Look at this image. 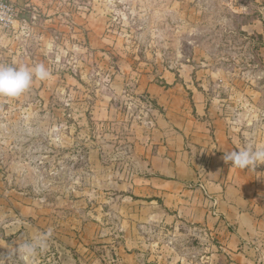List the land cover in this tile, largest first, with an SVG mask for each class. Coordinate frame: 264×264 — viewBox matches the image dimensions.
Returning a JSON list of instances; mask_svg holds the SVG:
<instances>
[{
  "label": "rangeland",
  "instance_id": "1",
  "mask_svg": "<svg viewBox=\"0 0 264 264\" xmlns=\"http://www.w3.org/2000/svg\"><path fill=\"white\" fill-rule=\"evenodd\" d=\"M56 1L66 26L72 27V14L88 13L91 25L103 22L104 35L118 41L126 58L182 72L216 100L240 150L264 146V0ZM22 19L37 28L44 22L29 12ZM66 30L46 29L47 41L38 44H45L48 71L72 78L34 80L22 96H0V207L18 211L17 198L25 196L51 218L39 227L32 220L6 227L0 218V264H205L214 240L191 225L129 222L121 195L109 190L116 176L98 174L89 163V146L101 149L106 164L129 149L127 140L119 143L108 132L111 125L93 130L88 144L89 134L79 128L110 83L107 67L118 59L103 66L78 42L80 32ZM114 103L122 111L140 108L129 98ZM257 167L264 171V164ZM123 227L133 229L128 238ZM26 243L36 245L31 257L20 251Z\"/></svg>",
  "mask_w": 264,
  "mask_h": 264
},
{
  "label": "crops",
  "instance_id": "2",
  "mask_svg": "<svg viewBox=\"0 0 264 264\" xmlns=\"http://www.w3.org/2000/svg\"><path fill=\"white\" fill-rule=\"evenodd\" d=\"M12 1L20 12L14 30L0 41V66L31 68L43 64L45 44L38 41H47L41 33L51 27L80 32L78 42L83 40L96 57L100 56L103 66L106 59H118L107 67L110 83L92 111H86L79 128L89 134L84 137L87 144L93 130L110 125L115 128H107L108 132L112 129L119 143L128 141V151L114 154L110 165L95 146H89L88 161L98 174L116 176L109 190L121 195L122 208L127 216L131 213L129 222L195 226L214 240L205 264H264V171L259 167L240 169L224 160L225 154L240 149L232 124L222 115L216 100L190 85L180 71L157 70L126 58L118 51V41L104 35L103 22L91 25L88 13L72 14L69 27L61 21L63 11L57 12L56 0ZM27 12L33 18H43L39 25L45 30L26 23L22 17ZM32 33L40 38L26 39ZM49 73L51 78H72L67 73ZM35 89L42 91L41 85ZM125 98L139 103L140 108L122 111L114 102ZM17 201L18 211L0 207L6 227L17 221L26 225L32 220L38 227L51 222L30 199L24 196ZM117 211L122 217H117L120 223L128 221L123 219V212ZM120 231L128 238L133 229L123 227ZM134 242L138 251L140 242ZM129 252L126 257L133 259Z\"/></svg>",
  "mask_w": 264,
  "mask_h": 264
},
{
  "label": "clouds",
  "instance_id": "3",
  "mask_svg": "<svg viewBox=\"0 0 264 264\" xmlns=\"http://www.w3.org/2000/svg\"><path fill=\"white\" fill-rule=\"evenodd\" d=\"M50 73L43 64L31 68L27 66H0V96L17 98L27 92L35 80H46ZM225 161H230L240 169L255 168L264 164V146L246 147L242 150L229 152L224 155ZM35 244H23L21 253L31 257L35 254Z\"/></svg>",
  "mask_w": 264,
  "mask_h": 264
},
{
  "label": "built area",
  "instance_id": "4",
  "mask_svg": "<svg viewBox=\"0 0 264 264\" xmlns=\"http://www.w3.org/2000/svg\"><path fill=\"white\" fill-rule=\"evenodd\" d=\"M19 12L12 0H0V40L2 36L14 30Z\"/></svg>",
  "mask_w": 264,
  "mask_h": 264
}]
</instances>
